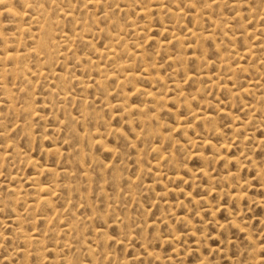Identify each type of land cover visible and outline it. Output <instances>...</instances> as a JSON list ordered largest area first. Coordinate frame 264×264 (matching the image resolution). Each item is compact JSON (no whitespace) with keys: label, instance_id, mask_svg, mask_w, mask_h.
<instances>
[{"label":"rangeland","instance_id":"374dc122","mask_svg":"<svg viewBox=\"0 0 264 264\" xmlns=\"http://www.w3.org/2000/svg\"><path fill=\"white\" fill-rule=\"evenodd\" d=\"M4 1L0 264H264V0Z\"/></svg>","mask_w":264,"mask_h":264},{"label":"bare ground","instance_id":"6f19581e","mask_svg":"<svg viewBox=\"0 0 264 264\" xmlns=\"http://www.w3.org/2000/svg\"><path fill=\"white\" fill-rule=\"evenodd\" d=\"M3 1H4V0H2V2H3ZM9 1H10V0H9ZM9 1H8V3H10ZM97 1H98V0H96V1H93V0H92V2H89V4H90V5H93V6H98L99 4H98ZM107 1H108V0H107ZM217 1H218V0H217ZM4 2L6 3V1H4ZM22 2H23V0H22ZM25 2H28V1L25 0ZM83 2H84V1H83ZM85 2H86V0H85ZM100 2H101V1H100ZM13 3H14V2H13ZM23 3H24V2H23ZM48 3H49V2H48ZM87 3H88V2H87ZM101 3H103V2H101ZM101 3H100V4H101ZM214 3H216V1H214ZM11 4H12V3H11ZM34 4H35V3H34ZM50 4H52V2H51ZM85 4H86V3H85ZM212 4H213V3H212ZM218 4H219V1H218ZM1 5H2V3H1ZM22 5H24V4H22ZM206 5H207V4H206ZM208 5H209V4H208ZM220 5H221V4H220ZM6 6H11V5H10V4H9V5L6 4ZM27 6H29V5H27ZM31 6H32V5H31ZM34 6H36V5H34ZM49 6H50V5H49ZM84 6H85V5H84ZM103 6H104V5L102 4V7H103ZM105 6H106V5H105ZM212 6H213V5H212ZM0 7H1V6H0ZM3 7H5V6L3 5ZM25 7H26V6H25ZM25 7H23V8H25ZM38 7H39V6H38ZM86 7H87V6H86ZM6 8H7V7H6ZM11 8H12V7H11ZM29 8H30V6L27 7L26 9H29ZM32 8H33V7H32ZM35 8H36V7H35ZM91 8H92V7H91ZM93 8H95V7H93ZM104 8H105V7H104ZM26 9H25V11H26ZM40 9H41V8H40ZM140 9H141V8H140ZM145 9H147V8H145ZM2 10H4V8H2ZM2 10H0V14H1V11H2ZM12 10H13V8H12ZM14 10H15V9H14ZM22 10H23V9H22ZM33 10H34V9H33ZM42 10H43V9H42ZM16 11H17V10H16ZM23 11H24V10H23ZM139 11H140V10H139ZM144 11H146V10H142V12H144ZM2 12H3L2 15H4V12H5L6 14H10V13H12L11 11H9L8 8H7L6 10L2 11ZM17 12H19V11H17ZM27 12H28V11H27ZM41 12H42V11H41ZM148 12H149V10H148ZM19 13H23V12H19ZM24 13H26V12H24ZM24 13H23V14H24ZM43 13H44V12H43ZM67 13H71V12H67ZM144 13H145V12H144ZM15 14H16V13H15ZM28 14H29V13H28ZM37 14H39V13H37ZM40 14H42V13H40ZM40 14H39V15H40ZM11 15H12V14H11ZM13 15H14V12H13ZM17 15H18V13H17ZM17 15H16V16H17ZM19 15H20V14H19ZM42 15H43V14H42ZM45 15H46V14H45ZM68 15H69V14H68ZM68 15L66 14V16H65V15H64V16L67 18ZM70 15L72 16V14H70ZM26 16H27V15H26ZM28 16H30V15H28ZM33 16H34V15H33ZM33 16H31L32 18H31V17H29V18L33 19V18H34ZM36 16H37V15H36ZM64 16H63V17H64ZM71 16H70V17L68 16V17L71 18ZM146 16H147V15H145V17H146ZM12 17H14V16H12ZM93 17H94V15H93ZM14 18H16V17H14ZM19 18H20V17H19ZM21 18L23 19L22 16H21ZM29 18H28V19H29ZM38 18H39V17H38ZM38 18H37V19H38ZM44 18H45V17H44ZM44 18H43V19H44ZM71 19H72V21L75 23L76 20L73 19V17H72ZM71 19H70V21H71ZM92 19H94V18H92ZM100 19H101V18H100ZM15 20H16V19H15ZM15 20H14V21H15ZM25 20H26V19H25ZM17 21H18V18H17ZM17 21H15V22H17ZM20 21H21V20H20ZM34 21H35V18H34ZM36 21L39 22V20H36ZM36 21H35V23H36ZM42 21H43V20H42ZM47 21H48V20H47ZM38 22H37V23H38ZM73 22H71V23H73ZM76 22H77V21H76ZM84 22H85V21H84ZM91 22H96V21H95V19H94V20H91ZM18 23H21V22L18 21ZM18 23H17V25H18ZM23 23H24V22H23ZM31 23H33V22H31ZM15 24H16V23H15ZM89 24H90V22H89ZM22 25H23V24H22ZM26 25H28V24H26ZM37 25H38V24H37ZM90 25H92V24H90ZM41 26H43V24L40 25V27H41ZM73 26H74V25H73ZM82 26H84V25H82ZM94 26H95V25H94ZM16 27H18V26H16ZM16 27H14V28H16ZM19 27H20V26H19ZM19 27H18V28H19ZM25 27H26V26H25ZM43 27H44V26H43ZM88 27H90V26H88ZM18 28H17V32H18ZM23 28H24V27H23ZM41 28H42V27H41ZM48 28H49V27H48ZM48 28H47V29H48ZM51 28H52V27H51ZM91 28H93V27H91ZM91 28H88V29H91ZM19 29H22V26H21V28H19ZM38 29H39V28H38ZM42 29H43V28H42ZM49 29H50V28H49ZM22 30H25V29H22ZM28 30H29V28H28ZM52 30H53V29H52ZM81 30H83V27H82ZM25 31H26V30H25ZM49 31H50V30H49ZM34 32H35V31H34ZM47 32H48V30H47ZM53 32H54V31H53ZM53 32H51V33H53ZM81 32H82V31H81ZM88 32H89V30H88ZM48 33H49V32H48ZM74 33L78 34V32H74ZM85 33H86V32H85ZM0 34H2V33L0 32ZM18 34H20V32H18ZM34 34H37V33H34ZM63 34H64V33H63ZM66 34H67V33H66ZM66 34H64V37H63V35H62V38H65L66 36H68V35H66ZM11 35H12V34H11ZM15 35H16V34H15ZM32 35H33V34H32ZM32 35H31V36H32ZM65 35H66V36H65ZM73 35H74V34H73ZM80 35H82V33H80ZM192 35H193V34H192ZM1 36H3V35H1ZM20 36H21V35H20ZM60 36H61V35H60ZM60 36H59V40L61 39ZM78 36H79V35H77L76 38H78ZM4 37L7 39L6 35H5ZM11 37H12V36H11ZM37 37L39 38V36H37ZM52 37H54V36H52ZM0 38H1V37H0ZM13 38H14V37H13ZM15 38H16V37H15ZM31 38H32V37H31ZM35 38H36V37H35ZM54 38H55V37H54ZM54 38L51 39V42H52V40H54V41L56 40V39H54ZM70 38H71L70 41H73V40H74V38H73L72 36H71ZM72 38H73V40H72ZM80 38H82V37H80ZM33 39H34V37H33ZM33 39H32V41H33ZM48 39H49V38H48ZM119 39H120V38H118V40H119ZM177 39H178V38H177ZM3 40H5V39H2V41H3ZM11 40H12V38H11ZM17 40H19V37H18V36H17ZM37 40L40 41L41 39H37ZM44 40H45V38L43 39V41H44ZM65 40H67V38H66ZM80 40H81V39H80ZM116 40H117V39H116ZM7 41H8V39L6 40V42H7ZM15 41H16V40H15ZM35 41H36V40H35ZM48 41H50V40H47V42H48ZM67 41H68V40H67ZM70 41H69V42H70ZM81 41H82V40H81ZM83 41H84V40H83ZM87 41H88V43L90 42L89 40H85V42H87ZM10 42H11V41H10ZM18 42H19V41H18ZM36 42H37V41H36ZM47 42H46V44H47ZM59 42H60V41H59ZM61 42H64V43H65V41H63V40H62ZM4 43H5V41H4ZM4 43H3V44H4ZM33 43H34V42H33ZM54 43H55V42H54ZM54 43H53V44H54ZM11 44H12V43H11ZM11 44H10V45H11ZM18 44H19V43H18ZM59 44H62V46L64 45V47L66 46V44H63V43H59ZM59 44L57 43L55 46H57V45H59ZM7 45H8V44H6V46H7ZM15 45H16V44H15ZM36 45H37V44H36ZM41 45H42V42H41ZM67 45H70V43H68ZM90 45H91V44H90ZM114 45H115V44H114ZM4 46H5V45H4ZM8 46H9V45H8ZM37 46H39V45H37ZM45 46H46V45H45ZM45 46H43V49L45 48ZM70 46H71V45H70ZM70 46H69V47H70ZM92 46H93V45H92ZM137 46H138V45H137ZM0 47H1V45H0ZM10 47H12V45H11ZM14 47H15V46H14ZM39 47H41V46H39ZM48 47H49V45H48ZM48 47H46V49H47ZM1 48H4V47H1ZM7 48H8V47H7ZM7 48H4V50H6ZM16 48H17V46H16ZM32 48H35V47H32ZM53 48H55V47H53ZM53 48H52V49L49 48V49H50V50H53ZM110 48H111V47H110ZM110 48H109V49H110ZM8 49H9V50H12L11 48H8ZM40 49H41V48H40ZM40 49L35 48V50H40ZM43 49H42V50H43ZM107 49H108V48H107ZM107 49H106V50H107ZM112 49H113V48H112ZM112 49H110V50H112ZM1 50H2V49H1ZM25 50H26V49H25ZM27 50H30V49H27ZM27 50H26V52H28ZM35 50H31L29 53H32V52H34ZM42 50H40V51H42ZM50 50H49V51H50ZM113 50H114V49H113ZM113 50H112V51H113ZM248 50H250V49H248ZM13 51H14V53L16 52V51H15V48H14ZM13 51H11V52H13ZM22 51L25 52L24 50H22ZM44 51H47V50L44 49ZM104 51H105V50H104ZM107 51H108V50H107ZM5 52H6V51H5ZM17 52H18V50H17ZM51 52H53V51H50V53H49L50 55H52ZM61 52H63V51H61ZM89 52H90V51H89ZM93 52H95V51H93ZM96 52H97V51H96ZM102 52H103V51H101L100 53H102ZM114 52H115V50H114ZM114 52L109 51V52H107V53H109L108 55H107V53H104V54H106L107 56H110V57H113V58H114V54H115ZM116 52H117V51H116ZM2 53H4V51H3ZM2 53H0V54H2ZM8 53H9V52H8ZM20 53H21V52H20ZM35 53H36V52H35ZM35 53H34V54H35ZM59 53H60V52H59ZM63 53H64V52H63ZM97 53H98V52H97ZM100 53H99L98 55H102V54H103V53H102V54H100ZM12 54H13V53H12ZM17 54H19V53H17ZM17 54H14L13 56H11V55H9V54H4V55H5V56H4V57H5L4 59L7 60V61L10 60V59L12 60ZM21 54H23V53H21ZM37 54H38V53H36V55H37ZM41 54H44V53H42V52L40 53V52H39V55H41ZM45 54L48 55V53H45ZM45 54L42 55V57L45 56ZM60 54H62V53H60ZM60 54H57V55H59L60 57L63 56V55H60ZM134 54H135V53H134ZM245 54H246V53H245ZM19 55H20V54H19ZM23 55H24V54H23ZM27 55H28V54H27ZM36 55H35V56H36ZM88 55H89V54H88ZM116 55H117V53H116ZM140 55H141V54H139V56H140ZM1 56H3V55H0V57H1ZM28 56H29V55H28ZM133 56H134V55H133ZM18 57H19V56H18ZM21 57H22V56H21ZM21 57H20V58H21ZM26 57H27V56H26ZM37 57L40 58L39 56H37ZM47 57H48V56H46V58H47ZM15 58H16V57H15ZM15 58H14V60H15ZM49 58H50V57H49ZM106 58H107V57H106ZM21 59H22V58H21ZM21 59H19V61H20ZM41 59H42L43 61L45 60L44 57L41 58ZM41 59H40V61H42ZM89 59H90V58H89ZM107 59H110V58H107ZM2 60H3V59L0 58V62H2ZM11 60H10V61H11ZM24 60H26V59H24ZM46 60H49V59L47 58ZM3 61H4V60H3ZM37 61H38V60H37ZM8 62H9V61H8ZM12 62H13V61H12ZM15 62H16V61H15ZM21 62H22V63H25L24 61H21ZM21 62H20V63H21ZM121 62H122V61H121ZM20 63H19V65H20ZM22 63H21V64H22ZM88 63H90V65H93L90 61L87 62V64H88ZM93 63H94V62H93ZM95 63H97V62H95ZM122 63H123V62H122ZM124 63H125V61H124ZM126 63H127V62H126ZM5 64H6V62H5ZM10 64H11V63H10ZM10 64H9V65H10ZM25 64H26V63H25ZM38 64L40 65L39 62H38ZM13 65H15V64H13ZM16 65L18 66L17 63H16ZM39 65H38V67H40ZM43 65H46V64L43 62ZM117 65H118V64H117ZM117 65H116V66H117ZM121 65H123V64H121ZM128 65H129V64H128ZM128 65H127V66H128ZM4 66H5V65H4ZM4 66H2L3 68H0V70H1L2 72L4 71V70H2V69H4ZM7 66H8V65H7ZM26 66H27V65H26ZM85 66H86V65H85ZM99 66H100V65L98 64L97 67H99ZM119 66H120V65H119ZM127 66H125V67H126L125 69H123V66H122V69H123L124 71H126V70L128 69ZM11 67H12V66H11ZM27 67H28V66H27ZM41 67H42V66H41ZM89 67H90V66H89ZM117 67H118V66H117ZM120 67H121V66H120ZM129 67H130V66H129ZM6 68H7V67H6ZM15 68H17V67H15ZM10 69H11V68H10ZM10 69L8 68L7 70H10ZM12 69H14V68H12ZM85 69H86V68H85ZM92 69H93V68H92ZM95 69H96V68H95ZM122 69L120 68L119 71H121ZM22 70H23V68H22ZM27 70H29V69H25V71H27ZM40 70H41V69H39L38 71H40ZM101 70H102V67H101ZM15 71H16V70H15ZM23 71H24V70H23ZM2 72H1V76H2ZM6 72H8V71H6ZM11 72H12V71H11ZM11 72H10V73H11ZM36 72H37V71H35V73H36ZM130 72H131V71H130ZM32 73H33V72H32ZM55 73H56V72L52 73V77H55V75L53 76V74H55ZM121 73H123V71H122ZM128 73H129V72H128ZM133 73H134V72H133ZM133 73L131 72V73H129V75H130V74L132 75ZM11 74L13 75V74H15V73H11ZM18 74H19V71H18ZM18 74H17V75H18ZM20 74H21V72H20ZM24 74H25V73H24ZM24 74H23V72H22V75H24ZM40 74H43V73H39V74L37 73V75H40ZM60 74H61V73H60ZM123 74L125 75V73H123ZM9 75H10V74H9ZM58 75H59V74H58ZM131 75H130V76H131ZM4 76H5V77H1L0 79L2 80V78H6V75H4ZM10 76H11V75H10ZM26 76H27V74H26ZM31 76H32V75H31ZM138 76H139V75H138ZM138 76H136V77L138 78ZM8 77H9V76H8ZM24 77H25V75H24ZM60 77H61V76H60ZM108 77H109V74H108L105 78H108ZM123 77H124V76H123ZM126 77H129V76L127 75ZM132 77H134L135 79H137V78L135 77V75H133ZM57 78H59V76H58ZM120 78H122V76H121ZM124 78H125V77H124ZM129 78H131V77H129ZM125 79H126V81H130V79H128V78H125ZM135 79H134V80H135ZM5 80H6V79H5ZM5 80H2V81H5ZM96 80H97V79H96ZM2 81H1V82H2ZM121 81H124V79L121 80ZM126 81H125V82H126ZM125 82H124V85H125ZM2 83H3V82H2ZM2 83H1V85H2ZM79 83H80V84H83L82 81H79ZM96 83H98L99 85L102 84V82H101L100 80L96 81ZM3 84H5V82H4ZM80 84H78V85H80ZM1 85H0V87H1ZM84 85H85V84H84ZM3 87H4V85H3ZM83 87H84V86H83ZM134 87H135V86H134ZM137 87H138V86H137ZM4 88H7V87H4ZM2 89H3V88H2ZM135 90H137V88H135L134 91H135ZM138 91H139V89H138ZM2 92H3V91H2ZM4 92H6V90H4ZM149 92H150V91H149ZM149 92H148V90H147V91H144L145 94H144V93H142V94H144V96H145V95L147 96L148 94L150 95ZM8 93H10V92H8ZM8 93H7V94H8ZM152 94H153V93H151L150 96H151V97H152V96L155 97L154 94H153V95H152ZM64 95H65V94H63V96H64ZM66 96H67V95H66ZM125 96H128V95H125ZM150 96H148V97H150ZM64 97H65V96H64ZM126 98H127V97H126ZM153 99H154V98H153ZM155 99H156V98H155ZM154 101H155V100H154ZM157 101H158V99H157ZM157 101H156V103H157ZM6 102H7V101H6ZM12 104H13V102H12ZM12 104H11V105H12ZM118 104H120V103H118ZM118 104H116V105H114V106H120V105H118ZM8 105H9V104H8ZM1 106H2V104H1ZM123 106H125V105L123 104ZM13 107H14V106H13ZM126 107H128V106H126ZM126 107L124 108L125 110H123V112H124V111H127V108H126ZM9 108H10V106H9ZM22 108H23V107H22ZM129 108H130V106H129ZM17 109H20V108H17ZM120 109H123V107L120 106ZM131 109H132V108H131ZM131 109H130V110H131ZM22 110H23V109H22ZM13 111H17V110H14V108H13ZM23 111H24V110H23ZM23 111H20V112H23ZM131 111H132V110H131ZM127 112H128V111H127ZM127 112H124L123 114H126V115H127ZM23 113H24V112H23ZM128 113H129V112H128ZM121 114H122V113H121ZM128 116L130 117L129 114H128ZM200 120H201V118H200ZM202 120H203V119H202ZM10 130H11V129H10ZM2 134H3V133H2ZM7 141H8V140H7ZM9 141H11V140H9ZM7 143H8V142H7ZM201 143H202L203 145L206 144L205 142H204V143L201 142ZM6 145L8 146V144H6ZM51 151H52V150H51ZM59 155H60V154H59ZM59 157H60V156H59ZM28 162H29L30 165H31V162H30V161H28ZM32 163H33V162H32ZM42 167H44V166H42ZM48 169H49V168H48ZM46 170H47V169H46ZM49 170H50V169H49ZM51 170H52V169H51ZM42 171H43V169H42ZM42 171H41V172H42ZM47 171H48V170H47ZM61 171H62V170H61ZM65 171H66V170H65ZM50 172H51V171H50ZM52 172H53V171H52ZM48 173H49V172H48ZM56 173H57V172H56ZM66 173H67V172H66ZM38 174H39V172H38ZM41 174H42V173H41ZM58 174H59V173H58ZM63 174H64V171H63ZM27 180H28V179H27ZM30 180H31V178H30ZM30 180H28V181L30 182ZM33 180H35V179H33ZM33 180H32V182H33ZM28 181H26V182H28ZM52 181H54V179H53ZM32 182H30L31 185H34V184H32ZM54 182H56V181H54ZM34 183H35V182H34ZM35 184H36V183H35ZM40 184H41V183H40ZM40 184H38V185H40ZM51 185L53 186V185H55V183H52ZM35 186H36V185H35ZM43 186H44V185H42V187H43ZM31 187H32V186H31ZM31 187H30V188H31ZM49 187H50V186H49ZM49 187H48V188H49ZM53 187H55V186H53ZM30 188H29V189H30ZM34 188H35V187H33V189H34ZM38 188H41V187H38ZM46 188H47V187H46ZM36 189H37V188H36ZM41 189H43V188H41ZM50 189H51V188H50ZM54 189H55V188H54ZM38 190H39V189H38ZM47 190H49V189H47ZM33 191H35V190H33ZM39 191H41V190H39ZM44 191H46V189H44ZM53 191H54V190H53ZM53 191H51V192H53ZM37 192H38V191H37ZM41 192H42V191H41ZM48 192H50V191H48ZM51 192H50V193H51ZM38 193H39V192H38ZM42 193H44V192H42ZM36 194H37V193H36ZM38 195H39V194H38ZM40 195L43 196L42 194H40ZM49 195H50V194H49ZM38 197H40V196H38ZM51 197H52V196H51ZM45 198H46V197H45ZM39 199H43V197H41V198H39ZM39 199H36L35 201H38ZM46 200H47V199H46ZM50 201H51V200H50ZM38 202H39V201H38ZM38 202H36V203H37L36 205H38ZM40 202H42V200H40ZM46 202L51 203V202H49V201H46ZM40 204H42V203H40ZM40 204H39V205H40ZM39 205H38V206H39ZM46 205H47V207H48V204H46ZM50 205H51V204H50ZM51 206H52V205H51ZM41 207H42V206H41ZM44 207H45V202H44ZM47 207H45V208H47ZM49 209H52V207L49 208ZM45 216H46V215H45ZM42 217H43V216H42ZM47 219H48V217H46V220H47ZM41 220H42V219H41ZM21 238H24V237H21Z\"/></svg>","mask_w":264,"mask_h":264}]
</instances>
